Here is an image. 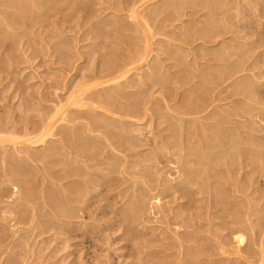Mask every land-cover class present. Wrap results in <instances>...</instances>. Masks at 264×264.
I'll return each instance as SVG.
<instances>
[{
  "label": "rangeland",
  "instance_id": "rangeland-1",
  "mask_svg": "<svg viewBox=\"0 0 264 264\" xmlns=\"http://www.w3.org/2000/svg\"><path fill=\"white\" fill-rule=\"evenodd\" d=\"M12 1L0 264H264V0Z\"/></svg>",
  "mask_w": 264,
  "mask_h": 264
},
{
  "label": "bare ground",
  "instance_id": "bare-ground-1",
  "mask_svg": "<svg viewBox=\"0 0 264 264\" xmlns=\"http://www.w3.org/2000/svg\"><path fill=\"white\" fill-rule=\"evenodd\" d=\"M6 2H7V1H6ZM8 2H9V1H8ZM11 2H14V1L11 0ZM1 4H2V3H1ZM151 4H152V3H151ZM151 4H150V5H151ZM137 5H138V4H137ZM132 10H133V9H132ZM132 10H131V11H132ZM129 16H130V15H129ZM139 16H140V15H139ZM142 18H143V17H142ZM134 19H135V18H134ZM152 35H153V34H152ZM143 37H144V36H143ZM145 43H146V42H145ZM152 45H153V44H152ZM134 46H135V45H134ZM143 46H145V45H143ZM145 48H147V47H145ZM141 49H144V48H141ZM132 51H133V50H132ZM138 51H139V50H138ZM143 51H144V50H143ZM133 52H134V51H133ZM146 52H147V53H146ZM146 52H144V53H145V54H148V50H146ZM137 53H138L137 55L139 56V52H137ZM144 53L142 52V54H144ZM135 54H136V53H135ZM137 55H135V56H137ZM133 56H134V54H133ZM133 56H132V57H133ZM147 57H148V56H147ZM136 58H137V57H135V59H136ZM142 58H143V57H142ZM133 59H134V58H133ZM136 60H138V59H136ZM139 60H141V57L139 58ZM130 61H131V60H130ZM130 61H129V62H130ZM132 61H133V60H132ZM141 61H142V60H141ZM141 61H140V62H141ZM129 62H128V63H129ZM136 62H138V61H136ZM132 63H133V62H132ZM138 63H139V62H138ZM136 64H137V63H136ZM126 67H128V66H126ZM117 71H118V70H117ZM127 71L129 72V70H127ZM136 71H137V70H136ZM119 74H121V73H119ZM119 74H118V75H119ZM124 76H125V78H126L125 72H124ZM124 76H122V75L117 76L116 79H117L118 83H121L122 81L124 82V79H125V78H123ZM115 82H116V81H115ZM115 82H112V83H115ZM118 83H117V84H118ZM117 84H116V85H117ZM121 84H122V83H121ZM112 85H113V84H112ZM99 86H100V85H99ZM104 86H105V85H104ZM118 86H119V85H118ZM120 86H121V85H120ZM112 90H113V89H112ZM110 91H111V89H110ZM110 91H109V92H110ZM107 92H108V88H107ZM111 92H112V91H111ZM117 93H118V92H117ZM101 95H102V94H101ZM105 95H106V94H105ZM116 95H117V94H116ZM108 96H109V93H108ZM112 97H113V96H112ZM72 98H73V97H72ZM72 98H71V99H72ZM105 98H108V97H105ZM110 98H111V96H110ZM98 99H99V98H98ZM82 101H83V100H82ZM105 101H106V100H105ZM80 104H81V103H80ZM58 106H59V105H58ZM130 106H131V105H130ZM61 107H62V106H61ZM62 109H63V108H62ZM58 110H59V109H58ZM62 113H63V112H62ZM53 114H54V113H53ZM55 114H56V113H55ZM57 114H58V113H57ZM58 115H60V113H59ZM50 116H51V115H50ZM56 117H57V119H58V116H55V119H54V118L52 119V117H50V118H51L52 121L54 122V120L57 121ZM51 119H50V120L48 119L49 122L51 121ZM222 120H223V119H222ZM52 121L50 122V123H51V126H53V122H52ZM56 121H55V122H56ZM44 124H45V123H44ZM47 124H48V123H47ZM47 124H46V126H47ZM48 126H50V125H48ZM51 126H50V128H51ZM63 127H64V126H63ZM90 127H91V126H90ZM47 128H49V127H47ZM59 128H60V127H59ZM61 128H62V127H61ZM94 128H95V127H94ZM92 129H93V128H92ZM44 130H45V128L43 129V131H44ZM46 130H47V132H48V129H46ZM46 130H45V131H46ZM49 130H50V129H49ZM51 131H53V130L51 129ZM47 132H46V133H47ZM49 133H50V132H49ZM51 133H52V132H51ZM51 133H50V134H51ZM61 133H62V132H61ZM74 133H75V132H74ZM44 134H45V133H44ZM1 135H2V134H1ZM27 135H28V134H27ZM59 135H60V134H59ZM65 135H66V134H65ZM4 136H6V135H4ZM43 136H45V137H42V138H44V139L46 138V139H47L46 136H49V135H43ZM60 136H61V135H60ZM2 138H3V137H2ZM4 138H5V137H4ZM17 138H18V137H17ZM19 138H20V137H19ZM39 138H40V137H39ZM64 138H65V137H64ZM70 138H71V137H70ZM72 138H73V137H72ZM0 139H1V138H0ZM6 139H7V138H6ZM25 139H26V138H25ZM44 139H43V140H44ZM66 139H67V138H66ZM16 140H17V139H16ZM16 140H15V141H16ZM19 140H20V139H19ZM0 141L2 142V143L0 142V144L6 143V142L8 143V142H9V138L7 139V141H5V139H4L5 142H3L2 139H1ZM10 141H11V139H10ZM12 141H13V140H12ZM25 141H26V140H25ZM25 141H24V144L27 143V141H26V142H25ZM31 141H32V139L29 141L30 144H29V143H27V144H28V145H31V143H33L34 140H33V142H31ZM35 141H36V140H35ZM16 142H17V141H16ZM16 142H13V145H14ZM40 142H41V141H40ZM65 142H66V141H65ZM9 143H10V142H9ZM11 143H12V142H11ZM19 143H20V142H19ZM37 143H38V142H37ZM37 143H35V144H37ZM66 143H67V142H66ZM120 143H121V142H120ZM20 144H21V143H20ZM22 144H23V143H22ZM123 144H125V143H123ZM126 144H127V143H126ZM32 145H33V144H32ZM0 146H1V145H0ZM14 147H15V145H14ZM73 147H74V146H73ZM71 148H72V147H71ZM71 148H69V149H71ZM72 149H73V148H72ZM72 149H71V150H72ZM75 149H76V148H75ZM75 149H74V150H75ZM78 149H79V147H78ZM69 151H70V150H69ZM72 151H73V150H72ZM76 151H77V150H76ZM79 151H80V150H79ZM74 153H75V152H74ZM74 153H73V154H74ZM190 153H191V152H190ZM190 155H191V154H190ZM190 155H188V156H190ZM194 155H195V154H193V156H194ZM197 158H198V157H197ZM185 162H186V161H185ZM184 164H185V163H184ZM14 166H15V165H14ZM15 169H16V168H15ZM188 172H189V171H188ZM184 173H185V172H184ZM188 174H189V173H188ZM192 174H193V173H192ZM202 174H203V173H202ZM67 175H68V174H67ZM194 176H195V175H194ZM200 176H201V175H200ZM98 179H99V178H98ZM83 180H84V179H83ZM187 180H188V179H187ZM188 181H189V180H188ZM191 181H192V179H191ZM189 182H190V181H189ZM79 183H80V182H79ZM181 183H182V182H181ZM100 184H101V183H100ZM183 185H184V184H183ZM181 186H182V185H181ZM82 187H83V186H82ZM94 187H95V186H94ZM76 189H77V188H76ZM76 189H75V190H76ZM80 189H81V188H80ZM97 189H98V188H97ZM94 190H95V189H94ZM89 191H90V190H89ZM91 191H92V190H91ZM95 191H96V190H95ZM89 195H90V194H89ZM20 196H21V195H20ZM78 196H79V195H78ZM78 198H79V197H78ZM19 199H20V198H19ZM67 199H68V198H67ZM74 199H75V198H74ZM70 200H71V199H70ZM65 201H66V200H65ZM68 201H69V200H68ZM79 201H80V200H79ZM66 202H67V201H66ZM61 203H62V202H61ZM61 203H60V204H61ZM69 203H70V202H69ZM56 205L58 206L57 203H56ZM60 206H61V205H60ZM141 208H142V207H141ZM60 209H61V208H60ZM58 210H59V209H58ZM58 210H57V211H58ZM65 214H66V212H65ZM67 214H68V213H67ZM64 216H65V215H64ZM66 216H67V215H66Z\"/></svg>",
  "mask_w": 264,
  "mask_h": 264
}]
</instances>
